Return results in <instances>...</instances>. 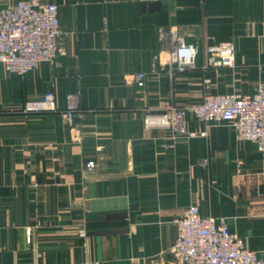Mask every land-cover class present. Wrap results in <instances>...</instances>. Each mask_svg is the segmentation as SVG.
Segmentation results:
<instances>
[{"label":"crops","instance_id":"crops-1","mask_svg":"<svg viewBox=\"0 0 264 264\" xmlns=\"http://www.w3.org/2000/svg\"><path fill=\"white\" fill-rule=\"evenodd\" d=\"M42 1L58 5L55 60L25 75L0 63V264H177L176 221L192 204L264 254V151L192 111L179 137L144 125L167 102L264 82V0ZM171 26L199 49L198 68L173 77L154 59L158 28ZM225 41L236 65L204 73L206 47ZM139 72L143 85L127 81ZM47 91L54 110L23 111ZM70 92L81 97L80 143L63 116Z\"/></svg>","mask_w":264,"mask_h":264},{"label":"built area","instance_id":"built-area-1","mask_svg":"<svg viewBox=\"0 0 264 264\" xmlns=\"http://www.w3.org/2000/svg\"><path fill=\"white\" fill-rule=\"evenodd\" d=\"M62 33L58 5L42 0H17L0 7V63L7 71L25 75L36 69L43 61H54L59 50ZM159 51L155 61L173 77L177 73L198 68L199 49L187 40L177 26L159 27L157 30ZM237 47L233 41H225L206 47L204 73L216 66L236 65ZM147 74L139 72L128 78L129 83L143 85ZM211 77L204 76L208 87ZM56 96L47 91L42 96L25 102L24 112L54 110ZM192 111L207 123L227 122L242 139L256 143L264 151V82L254 92L214 93L206 91L201 100L189 105L167 102L162 112L147 113L146 128L161 127L171 137L187 133L186 116ZM81 112V97L78 92L66 96L63 116L74 142L83 141L84 135L76 122ZM205 166L209 159L203 160ZM97 163H87L94 169ZM177 223V239L172 247L177 264H264V254L248 248L238 233L231 230L226 217L203 216L198 205L188 206ZM30 229L27 240H31Z\"/></svg>","mask_w":264,"mask_h":264},{"label":"rangeland","instance_id":"rangeland-1","mask_svg":"<svg viewBox=\"0 0 264 264\" xmlns=\"http://www.w3.org/2000/svg\"><path fill=\"white\" fill-rule=\"evenodd\" d=\"M262 69H264V67H262ZM3 90H4V88H3V83H2V81L0 80V92L3 91Z\"/></svg>","mask_w":264,"mask_h":264}]
</instances>
